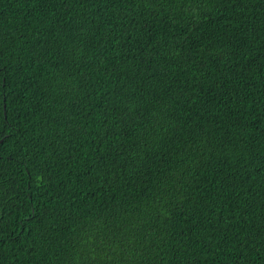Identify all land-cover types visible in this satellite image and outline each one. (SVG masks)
Returning <instances> with one entry per match:
<instances>
[{"label": "trees", "instance_id": "1", "mask_svg": "<svg viewBox=\"0 0 264 264\" xmlns=\"http://www.w3.org/2000/svg\"><path fill=\"white\" fill-rule=\"evenodd\" d=\"M0 264H264V0H0Z\"/></svg>", "mask_w": 264, "mask_h": 264}]
</instances>
